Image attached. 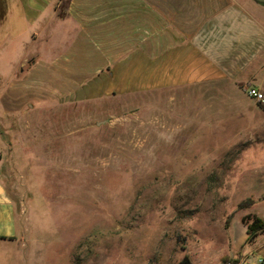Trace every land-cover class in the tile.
Masks as SVG:
<instances>
[{
  "label": "rangeland",
  "instance_id": "374dc122",
  "mask_svg": "<svg viewBox=\"0 0 264 264\" xmlns=\"http://www.w3.org/2000/svg\"><path fill=\"white\" fill-rule=\"evenodd\" d=\"M233 94L149 116L139 93L45 103L3 169L20 237L0 264L213 262L264 195V103Z\"/></svg>",
  "mask_w": 264,
  "mask_h": 264
},
{
  "label": "crops",
  "instance_id": "0c3cea01",
  "mask_svg": "<svg viewBox=\"0 0 264 264\" xmlns=\"http://www.w3.org/2000/svg\"><path fill=\"white\" fill-rule=\"evenodd\" d=\"M248 85L264 91V4L254 0H0V243L20 237L3 169L45 103L139 93L149 116L161 102L191 112L234 102ZM247 213L264 220V195L232 216L209 264H264V232L247 241Z\"/></svg>",
  "mask_w": 264,
  "mask_h": 264
},
{
  "label": "trees",
  "instance_id": "16d2710c",
  "mask_svg": "<svg viewBox=\"0 0 264 264\" xmlns=\"http://www.w3.org/2000/svg\"><path fill=\"white\" fill-rule=\"evenodd\" d=\"M253 202L254 201L251 200L250 202L248 201L247 204L251 205ZM248 205H244V203L241 204V206H248ZM241 219L242 222L247 227V241H251L259 233L264 232V220L257 217L256 215L247 213L243 215ZM176 264H191L190 256L187 253H185L183 257Z\"/></svg>",
  "mask_w": 264,
  "mask_h": 264
},
{
  "label": "built area",
  "instance_id": "2783aa9c",
  "mask_svg": "<svg viewBox=\"0 0 264 264\" xmlns=\"http://www.w3.org/2000/svg\"><path fill=\"white\" fill-rule=\"evenodd\" d=\"M245 93L253 98L256 102L260 103V104H263L264 103V91L255 87V86H252V85H248L246 88H245Z\"/></svg>",
  "mask_w": 264,
  "mask_h": 264
},
{
  "label": "water",
  "instance_id": "95a60500",
  "mask_svg": "<svg viewBox=\"0 0 264 264\" xmlns=\"http://www.w3.org/2000/svg\"><path fill=\"white\" fill-rule=\"evenodd\" d=\"M254 1H256V2H258L260 4H264V0H254Z\"/></svg>",
  "mask_w": 264,
  "mask_h": 264
}]
</instances>
